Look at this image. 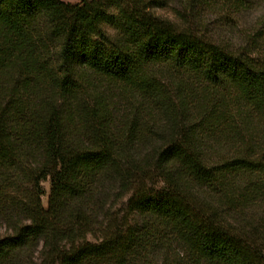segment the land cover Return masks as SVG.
Instances as JSON below:
<instances>
[{
  "label": "trees",
  "instance_id": "16d2710c",
  "mask_svg": "<svg viewBox=\"0 0 264 264\" xmlns=\"http://www.w3.org/2000/svg\"><path fill=\"white\" fill-rule=\"evenodd\" d=\"M177 1L0 0V264H264V0Z\"/></svg>",
  "mask_w": 264,
  "mask_h": 264
},
{
  "label": "rangeland",
  "instance_id": "374dc122",
  "mask_svg": "<svg viewBox=\"0 0 264 264\" xmlns=\"http://www.w3.org/2000/svg\"><path fill=\"white\" fill-rule=\"evenodd\" d=\"M65 2H71V3H77L80 0H63ZM178 8L181 9V5L179 3V1L174 0V2H172L171 4L164 6V7H157L156 8V12L159 13L162 16H166L169 17L173 20H175L176 22H180V17L176 14L175 9L173 8ZM229 11L225 10L224 11H217V13L215 12H207L204 13V19L208 20V22L212 23L213 25L216 26H222L224 25V23L229 22V26H231L232 28L236 30H241L243 28H247L248 26H250L255 18V16L257 15V10L255 9H249L246 10L244 12L241 13H232V14H228ZM44 189H45V195L43 196V202L46 203L47 202V196L49 193V188H50V183L49 180L43 181L42 182ZM4 231L3 227H0V232L2 233Z\"/></svg>",
  "mask_w": 264,
  "mask_h": 264
}]
</instances>
